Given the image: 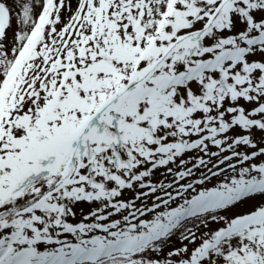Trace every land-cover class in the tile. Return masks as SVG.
Wrapping results in <instances>:
<instances>
[{"label": "snow or ice", "instance_id": "6c2138e0", "mask_svg": "<svg viewBox=\"0 0 264 264\" xmlns=\"http://www.w3.org/2000/svg\"><path fill=\"white\" fill-rule=\"evenodd\" d=\"M0 264H264V0H0Z\"/></svg>", "mask_w": 264, "mask_h": 264}]
</instances>
